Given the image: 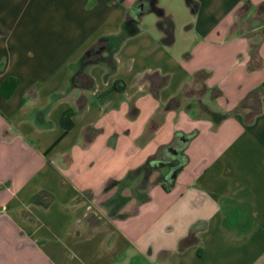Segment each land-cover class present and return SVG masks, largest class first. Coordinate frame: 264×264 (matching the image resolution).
Returning a JSON list of instances; mask_svg holds the SVG:
<instances>
[{
  "label": "crops",
  "instance_id": "crops-1",
  "mask_svg": "<svg viewBox=\"0 0 264 264\" xmlns=\"http://www.w3.org/2000/svg\"><path fill=\"white\" fill-rule=\"evenodd\" d=\"M247 3L0 0V264H264Z\"/></svg>",
  "mask_w": 264,
  "mask_h": 264
},
{
  "label": "trees",
  "instance_id": "trees-1",
  "mask_svg": "<svg viewBox=\"0 0 264 264\" xmlns=\"http://www.w3.org/2000/svg\"><path fill=\"white\" fill-rule=\"evenodd\" d=\"M153 0H150V2ZM132 14H130V17ZM231 36L232 38L241 37L244 39H247L250 41L251 46V54L252 57H255L258 54V51L261 47V44L264 40V7L254 6L250 3L245 4L242 9L240 10L238 14V20L234 24L231 30ZM18 86V81L15 79H8L0 88V94L4 98H9L12 93L15 91V89ZM72 116L71 113H67L64 115L63 123L67 127V129L71 128L72 125L68 124L69 118ZM195 136V134H191L188 136L185 135H177L175 138V143L179 142V140L184 139V144L182 147H185L189 141ZM167 148H162L161 153H163L164 150ZM160 153V154H161ZM159 157L156 156L154 158H151L149 163L143 167L142 169L138 170L136 173H141L143 171L148 170L149 166L153 162V160H156ZM181 161L184 160L183 157L180 159ZM135 175V173H132L130 177H128V181L131 179V177Z\"/></svg>",
  "mask_w": 264,
  "mask_h": 264
}]
</instances>
